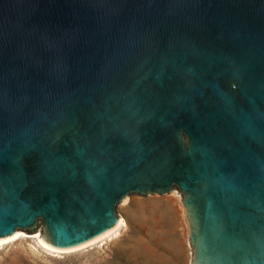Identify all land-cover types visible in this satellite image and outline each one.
<instances>
[{"label":"water","instance_id":"water-1","mask_svg":"<svg viewBox=\"0 0 264 264\" xmlns=\"http://www.w3.org/2000/svg\"><path fill=\"white\" fill-rule=\"evenodd\" d=\"M173 189L189 264H264V0H0V238Z\"/></svg>","mask_w":264,"mask_h":264},{"label":"rangeland","instance_id":"rangeland-1","mask_svg":"<svg viewBox=\"0 0 264 264\" xmlns=\"http://www.w3.org/2000/svg\"><path fill=\"white\" fill-rule=\"evenodd\" d=\"M179 199L176 189L166 195L131 194L117 206L125 224L115 235L66 253L48 251L23 236L0 247V264H189L191 248Z\"/></svg>","mask_w":264,"mask_h":264},{"label":"bare ground","instance_id":"bare-ground-1","mask_svg":"<svg viewBox=\"0 0 264 264\" xmlns=\"http://www.w3.org/2000/svg\"><path fill=\"white\" fill-rule=\"evenodd\" d=\"M123 224H125L124 223V219L121 216H119V220H118L117 224L115 226H113L112 228H110L109 230H107L104 233L100 234L99 236L89 240L88 242H85V243H83L81 245H78V246H75V247H72V248H67V249L55 248V247L49 245L48 243H46L45 241H43L42 239L39 238V234L40 233L37 232V231L30 233V232L18 229L13 234H11L9 236L1 237L0 238V247L3 244H5V243L11 242V241L16 240V239H18L20 237L28 236L30 238H34L40 246H42L44 249H46L48 251L55 252V253L72 252V251H76V250L85 248V247L90 246V245H92V244H94L96 242L102 241L104 239L109 238L110 236L115 235L116 232L119 230V228ZM30 234H32V235H30Z\"/></svg>","mask_w":264,"mask_h":264}]
</instances>
